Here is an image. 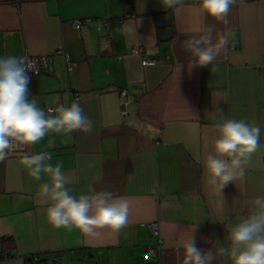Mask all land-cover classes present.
Here are the masks:
<instances>
[{
    "label": "crops",
    "instance_id": "1",
    "mask_svg": "<svg viewBox=\"0 0 264 264\" xmlns=\"http://www.w3.org/2000/svg\"><path fill=\"white\" fill-rule=\"evenodd\" d=\"M195 2L185 0L175 12L161 0H0V58L50 56L47 72L29 73L30 99L45 111L76 102L93 122L90 133L76 131L69 139L50 132L0 162V249L10 254L0 264H25L30 254L47 264H183V251L176 248L180 238L192 235L203 251L228 245L226 225L247 214L253 197L264 195V0L234 4L227 24L198 14L191 7ZM127 11L134 16L122 18ZM163 14L170 16L172 31L165 41L157 26ZM85 17L107 24L72 26ZM126 22H137L136 35L125 34ZM209 26L214 43L231 29L229 44L212 64L189 67L182 42ZM137 41L145 56L157 60L154 65L143 66L141 56L128 52ZM58 48L68 53L71 73ZM122 90L129 99L125 108ZM224 117L258 125L261 147L243 180L222 190L223 200L210 194L202 160L216 136L215 123ZM39 152H47L53 165L62 164L73 179L72 195L94 190L126 199L127 226L117 233L100 230L98 237L53 228L37 195L48 177L36 181L19 163ZM152 221L160 248L148 256L157 243ZM3 237L9 241L2 243ZM213 264L230 261L221 256Z\"/></svg>",
    "mask_w": 264,
    "mask_h": 264
},
{
    "label": "clouds",
    "instance_id": "2",
    "mask_svg": "<svg viewBox=\"0 0 264 264\" xmlns=\"http://www.w3.org/2000/svg\"><path fill=\"white\" fill-rule=\"evenodd\" d=\"M166 9L175 12L185 7V0H161ZM244 0H196L191 7L200 15L227 24V15L234 4ZM136 24L125 23V34L136 35ZM209 26L203 34L191 36L183 43L189 53V67H205L226 50L233 33L226 29L215 43ZM181 65H179V71ZM37 69L28 57L8 56L0 58V162L10 153L23 146L39 143L48 133L68 136L76 131L90 133L93 122L83 114L81 106L73 102L53 109L41 108L35 99H30L29 73ZM217 111H220L219 109ZM216 133L210 146L205 145L202 160L205 184L210 194L223 198L222 190L229 184L243 180L253 154L261 145V129L243 119L221 118L214 125ZM67 142V141H66ZM210 147V150H208ZM52 157L47 152L25 154L19 161L27 174L36 181L46 175L48 180L39 184V202L46 205L44 215L56 229L77 230L87 237H98L100 230L113 233L127 226L129 202L111 192L71 194L68 185L73 179L62 172V164L48 162ZM224 200V198H223ZM222 222V221H221ZM227 246L203 251L196 247L192 235L180 238L177 250L183 251V264H213L218 257H227L230 264H264V195L253 197L248 202L247 214L234 223L226 225Z\"/></svg>",
    "mask_w": 264,
    "mask_h": 264
},
{
    "label": "built area",
    "instance_id": "3",
    "mask_svg": "<svg viewBox=\"0 0 264 264\" xmlns=\"http://www.w3.org/2000/svg\"><path fill=\"white\" fill-rule=\"evenodd\" d=\"M134 16L133 12H125L122 18H127V17H132ZM71 24L74 28L78 29L82 26H94L96 29H100L102 26L107 24L106 20L99 19V18H90V17H85V18H77L71 21ZM106 42H108V39H106ZM128 52L131 54H136L141 56V64L144 66L147 65H154L157 60L152 57H147L144 55V46L142 45L141 42H133L129 48ZM55 53L63 54L64 58L66 60V65H67V72L71 73L72 71V63L70 61V57L67 52H65L62 48H58L55 50ZM21 57H28L30 60H32L35 64V67L37 69L36 73H32L34 75H40L45 72H47L50 69V56L49 55H24ZM79 94H76L74 97V100L79 99ZM120 102L121 105L125 108V106L128 104L129 99L125 95V91L122 90L120 91ZM60 106L58 104L55 107H48V109H55L56 107ZM13 153V152H12ZM10 153V154H12ZM9 154V155H10ZM151 233L153 236L157 238V243L153 246H150L147 250L148 256H153L158 253V250L160 248V232H159V227L158 224L155 221L149 222L148 224ZM9 252L6 249H0V259L2 258H7L9 257ZM46 262L45 259H42L38 254H30L25 256V264H43Z\"/></svg>",
    "mask_w": 264,
    "mask_h": 264
},
{
    "label": "water",
    "instance_id": "4",
    "mask_svg": "<svg viewBox=\"0 0 264 264\" xmlns=\"http://www.w3.org/2000/svg\"><path fill=\"white\" fill-rule=\"evenodd\" d=\"M157 26L159 27V38L162 41L170 39L172 31L170 28V16L168 14H163L157 17Z\"/></svg>",
    "mask_w": 264,
    "mask_h": 264
},
{
    "label": "rangeland",
    "instance_id": "5",
    "mask_svg": "<svg viewBox=\"0 0 264 264\" xmlns=\"http://www.w3.org/2000/svg\"><path fill=\"white\" fill-rule=\"evenodd\" d=\"M97 262H99L98 259H94L92 262H89V259H80L79 261H73V260H70V261H67V262H64L63 264H97ZM44 264H47V263H44Z\"/></svg>",
    "mask_w": 264,
    "mask_h": 264
},
{
    "label": "trees",
    "instance_id": "6",
    "mask_svg": "<svg viewBox=\"0 0 264 264\" xmlns=\"http://www.w3.org/2000/svg\"><path fill=\"white\" fill-rule=\"evenodd\" d=\"M34 75V74H33ZM7 241H9V238L8 237H3L1 238V242L2 243H6Z\"/></svg>",
    "mask_w": 264,
    "mask_h": 264
}]
</instances>
